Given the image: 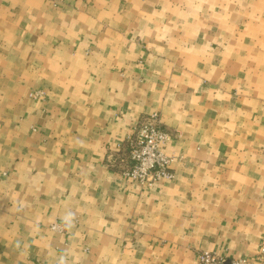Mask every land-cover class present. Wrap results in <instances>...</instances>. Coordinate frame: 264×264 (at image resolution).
Listing matches in <instances>:
<instances>
[{
    "label": "crops",
    "instance_id": "1",
    "mask_svg": "<svg viewBox=\"0 0 264 264\" xmlns=\"http://www.w3.org/2000/svg\"><path fill=\"white\" fill-rule=\"evenodd\" d=\"M151 111L173 178L142 186L121 170ZM261 246L264 0H0V264Z\"/></svg>",
    "mask_w": 264,
    "mask_h": 264
},
{
    "label": "built area",
    "instance_id": "2",
    "mask_svg": "<svg viewBox=\"0 0 264 264\" xmlns=\"http://www.w3.org/2000/svg\"><path fill=\"white\" fill-rule=\"evenodd\" d=\"M29 95L33 98L40 97L43 91H32ZM170 137L171 134L163 128L157 111L142 115L134 131L126 138L127 164L121 173L142 186H152L159 179H172L173 172L170 166L175 155L164 149ZM50 228L62 231L64 224L62 221H55L50 224ZM258 258L264 259L263 246L259 249ZM246 261L245 258L225 261L210 250H201L198 253L199 264H244Z\"/></svg>",
    "mask_w": 264,
    "mask_h": 264
}]
</instances>
